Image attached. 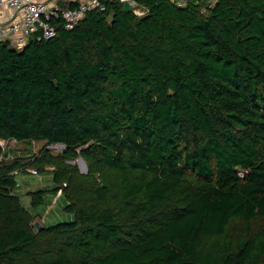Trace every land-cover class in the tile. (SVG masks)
I'll list each match as a JSON object with an SVG mask.
<instances>
[{
    "label": "trees",
    "instance_id": "obj_1",
    "mask_svg": "<svg viewBox=\"0 0 264 264\" xmlns=\"http://www.w3.org/2000/svg\"><path fill=\"white\" fill-rule=\"evenodd\" d=\"M135 1L0 42V140L44 142L0 145V264H264V0ZM28 166L72 220L34 227Z\"/></svg>",
    "mask_w": 264,
    "mask_h": 264
},
{
    "label": "built area",
    "instance_id": "obj_2",
    "mask_svg": "<svg viewBox=\"0 0 264 264\" xmlns=\"http://www.w3.org/2000/svg\"><path fill=\"white\" fill-rule=\"evenodd\" d=\"M111 0H0V42L10 47L21 48L30 39L49 38L56 33L58 24L72 28L89 10H103ZM124 3L134 14L142 15L146 8L135 0H117ZM182 6L186 0H171ZM213 0H206L210 6ZM58 20L53 23L51 20ZM49 148H62L51 144ZM30 173H36L28 168ZM16 173V170L13 171Z\"/></svg>",
    "mask_w": 264,
    "mask_h": 264
},
{
    "label": "rangeland",
    "instance_id": "obj_3",
    "mask_svg": "<svg viewBox=\"0 0 264 264\" xmlns=\"http://www.w3.org/2000/svg\"><path fill=\"white\" fill-rule=\"evenodd\" d=\"M43 143L44 142L40 140H27V139L18 140V141H15L13 139L0 140V145L3 148V153L5 157L15 155L17 156V158L21 159L23 162L26 161L29 155L35 153ZM49 149H51V151L54 152L55 148H49ZM73 162H75V164L77 165L80 171L85 170V164L79 161V159L75 158ZM28 168H31V167L28 166L24 168L25 173H28L26 176H24V178H27L28 180H30L28 182L30 184L28 185H31V187H34L40 184L43 186H47L46 184L48 183V181L46 179L48 177L50 179L51 177L50 172L48 171L49 167H46L47 170L41 171L37 174L30 173ZM20 177L21 175H18L17 179H19ZM40 177H41V180H39ZM15 192L20 194L19 189H16ZM20 198H21V203L23 204V206L33 211L34 213H37V214L32 215L33 222L38 221L39 223H42L41 222L42 217H44L45 219V225H50L58 221L72 220V215L62 210V206L65 200L60 195L59 191L55 193H53L52 191H46L43 202L35 206L34 209H32V207L28 203L27 199L22 195V193L20 195ZM228 229H229L231 236L235 237L238 235V231H240L242 228L239 229L238 222H233L232 224H229Z\"/></svg>",
    "mask_w": 264,
    "mask_h": 264
},
{
    "label": "crops",
    "instance_id": "obj_4",
    "mask_svg": "<svg viewBox=\"0 0 264 264\" xmlns=\"http://www.w3.org/2000/svg\"><path fill=\"white\" fill-rule=\"evenodd\" d=\"M13 156H15V155H13ZM12 155L11 156H9V157H13ZM28 173H25V172H18L17 173V175H16V182H17V185H16V189H19V191H20V194L18 193V195H21V193H22V195L27 199V201H28V196H27V194H26V192L28 191V190H33V189H37V188H40V187H48V186H50V179H49V177L46 179L47 181H48V183L46 184L47 186H43V185H36V186H34V187H31V185H28V184H30V183H28L30 180H28L27 178H24V176H26ZM18 175H21V177L19 178V179H17V176ZM39 180H41V177L39 178ZM19 187V188H18ZM15 189V190H16ZM32 209H34V208H32ZM41 222L43 223V224H45V219H44V217H42V220H41Z\"/></svg>",
    "mask_w": 264,
    "mask_h": 264
},
{
    "label": "water",
    "instance_id": "obj_5",
    "mask_svg": "<svg viewBox=\"0 0 264 264\" xmlns=\"http://www.w3.org/2000/svg\"><path fill=\"white\" fill-rule=\"evenodd\" d=\"M77 159H79V161H81L82 163H84L83 160L81 159V157H77ZM82 172H85V170H82ZM33 225H34V227H35L36 229H38L39 226H40V224H39L38 221L33 222Z\"/></svg>",
    "mask_w": 264,
    "mask_h": 264
}]
</instances>
